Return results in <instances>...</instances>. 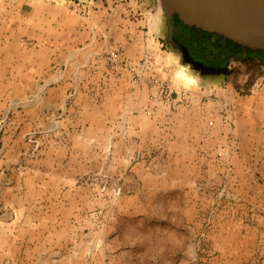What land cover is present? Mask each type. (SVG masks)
<instances>
[{"label":"crops","instance_id":"0c3cea01","mask_svg":"<svg viewBox=\"0 0 264 264\" xmlns=\"http://www.w3.org/2000/svg\"><path fill=\"white\" fill-rule=\"evenodd\" d=\"M166 23L0 0V264H264V56L202 68Z\"/></svg>","mask_w":264,"mask_h":264},{"label":"water","instance_id":"95a60500","mask_svg":"<svg viewBox=\"0 0 264 264\" xmlns=\"http://www.w3.org/2000/svg\"><path fill=\"white\" fill-rule=\"evenodd\" d=\"M157 1L167 20V36L171 34L169 19L176 16L186 27L216 34L252 51H264V0Z\"/></svg>","mask_w":264,"mask_h":264},{"label":"rangeland","instance_id":"374dc122","mask_svg":"<svg viewBox=\"0 0 264 264\" xmlns=\"http://www.w3.org/2000/svg\"><path fill=\"white\" fill-rule=\"evenodd\" d=\"M177 29H178V32H179V36L181 38H183L182 40L184 41V39H185V41H187L185 43L190 44L191 45V48L194 49L195 51H198L199 50V47L202 46V44L204 46L210 47V49H212V47H214V46H212L213 42L216 43L215 42V39L213 37L212 38H210V37H206L205 38L200 33L193 32V31H190V30H186V29H184V28H182L180 26H177ZM168 39L176 47L177 50H179V51H181L183 53L184 59L186 61H191V62H193L195 64H199L202 68H205L206 67V66H204L200 62L201 60L199 62L197 60V62H196V61L193 60V57H191V55L186 54L185 46L182 45L180 42H178V40H175L171 34H169ZM214 55H216V54H214ZM211 56H213V54ZM204 59H202V60H204ZM107 180L108 179L106 178V181ZM118 189H119V193L117 192ZM120 195H121V188H120V186H114L111 189V192L108 193V194H106V199L109 198L111 201H114ZM130 232L131 231H130V226H129L128 222L124 221V224L121 225V234H122V236H121V243H120L121 244V248H122L121 251L124 250L123 248L125 247V245L128 246V244H129L128 237L130 235ZM109 245L110 244H108V243L105 244V250H106V253H105V255H106V257H105V264H109L108 254L111 253L112 250H113ZM92 247L93 248L96 247V235H95V233L93 234V230H92V228L90 226V228H89V248L91 249ZM136 259L137 258H135V257L128 258L126 256V257H123L122 258V261H124L126 263H129L131 261L136 262ZM138 260H143V261H145V263H147L148 262V257H146V258H142L141 257ZM132 264H135V263H132Z\"/></svg>","mask_w":264,"mask_h":264},{"label":"trees","instance_id":"16d2710c","mask_svg":"<svg viewBox=\"0 0 264 264\" xmlns=\"http://www.w3.org/2000/svg\"><path fill=\"white\" fill-rule=\"evenodd\" d=\"M172 19L176 23L177 26H180L186 30L200 33L205 38L213 37L215 39L216 43L213 42L212 46L214 47H212V49H210V47L204 46L203 44L202 46L199 47L197 54L200 55L202 58H205L204 60H208V61L226 60L228 61L230 58L250 59L252 57H262V55L264 56V51H252L238 44H235L230 40L224 39L223 37L218 36L216 34H209L201 30H197L193 27H186L177 20L176 16H174ZM212 54L213 56H211Z\"/></svg>","mask_w":264,"mask_h":264},{"label":"flooded vegetation","instance_id":"af4514ba","mask_svg":"<svg viewBox=\"0 0 264 264\" xmlns=\"http://www.w3.org/2000/svg\"><path fill=\"white\" fill-rule=\"evenodd\" d=\"M173 30H172V32H171V35L173 36V38L175 39V40H178V42H180L182 45H184L185 46V49H186V54H188V55H191V57H193V60L194 61H196L197 62V60H198V62L200 61V60H202V59H204V58H202L200 55H198L197 53H198V51H195L194 49H192L191 48V45L190 44H188V43H185V42H187V41H185V39H184V42H182L183 40V38H181L180 36H179V32H178V29H177V25H176V23L173 21ZM202 58V59H201ZM220 61V60H219ZM201 62V61H200Z\"/></svg>","mask_w":264,"mask_h":264},{"label":"bare ground","instance_id":"6f19581e","mask_svg":"<svg viewBox=\"0 0 264 264\" xmlns=\"http://www.w3.org/2000/svg\"><path fill=\"white\" fill-rule=\"evenodd\" d=\"M179 75L186 80H190V78L184 72H180Z\"/></svg>","mask_w":264,"mask_h":264},{"label":"built area","instance_id":"2783aa9c","mask_svg":"<svg viewBox=\"0 0 264 264\" xmlns=\"http://www.w3.org/2000/svg\"><path fill=\"white\" fill-rule=\"evenodd\" d=\"M112 67H113V65H112ZM183 96V95H182ZM117 192L119 193V189L117 190Z\"/></svg>","mask_w":264,"mask_h":264}]
</instances>
